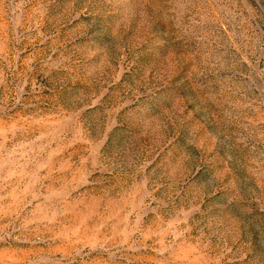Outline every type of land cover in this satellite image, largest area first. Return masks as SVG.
Segmentation results:
<instances>
[{
    "label": "rangeland",
    "instance_id": "obj_1",
    "mask_svg": "<svg viewBox=\"0 0 264 264\" xmlns=\"http://www.w3.org/2000/svg\"><path fill=\"white\" fill-rule=\"evenodd\" d=\"M0 264H264V0H0Z\"/></svg>",
    "mask_w": 264,
    "mask_h": 264
}]
</instances>
